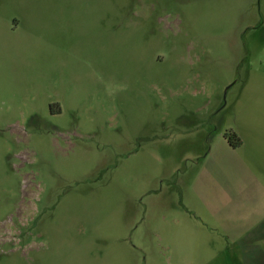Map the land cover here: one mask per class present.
Here are the masks:
<instances>
[{
  "label": "rangeland",
  "instance_id": "374dc122",
  "mask_svg": "<svg viewBox=\"0 0 264 264\" xmlns=\"http://www.w3.org/2000/svg\"><path fill=\"white\" fill-rule=\"evenodd\" d=\"M260 230L264 0H0V264H240Z\"/></svg>",
  "mask_w": 264,
  "mask_h": 264
},
{
  "label": "crops",
  "instance_id": "0c3cea01",
  "mask_svg": "<svg viewBox=\"0 0 264 264\" xmlns=\"http://www.w3.org/2000/svg\"><path fill=\"white\" fill-rule=\"evenodd\" d=\"M261 229H263V227H261ZM260 231L258 232L256 239H254V242H256L255 261L252 262L251 260L246 258L245 255H244L245 258H243V254H248L249 251L246 249L240 248L241 246L238 247V249H240V252L239 250H234L235 253L240 256L239 261H242L240 262V264H264V231L263 230H260ZM245 251L247 252L245 253ZM228 259L229 257L226 254H223V256L222 255L218 256L216 259H214L212 262L208 264H230Z\"/></svg>",
  "mask_w": 264,
  "mask_h": 264
},
{
  "label": "trees",
  "instance_id": "16d2710c",
  "mask_svg": "<svg viewBox=\"0 0 264 264\" xmlns=\"http://www.w3.org/2000/svg\"><path fill=\"white\" fill-rule=\"evenodd\" d=\"M237 139H238V144L236 147H240V145H241L240 140H239V138H237Z\"/></svg>",
  "mask_w": 264,
  "mask_h": 264
}]
</instances>
